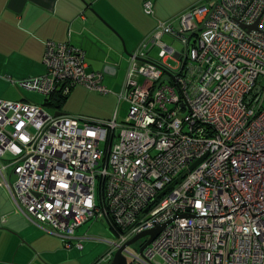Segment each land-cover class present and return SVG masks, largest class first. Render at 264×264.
<instances>
[{
  "label": "built area",
  "instance_id": "built-area-1",
  "mask_svg": "<svg viewBox=\"0 0 264 264\" xmlns=\"http://www.w3.org/2000/svg\"><path fill=\"white\" fill-rule=\"evenodd\" d=\"M143 7L155 16L153 0ZM86 57L48 39L45 72L11 81L47 99L79 85L114 92L127 114L0 98V187L14 209L68 248L84 247L87 222L109 224L117 239L100 263L173 219L144 250L149 234L128 244L127 264H264V0H199L158 18L117 92Z\"/></svg>",
  "mask_w": 264,
  "mask_h": 264
},
{
  "label": "crops",
  "instance_id": "crops-1",
  "mask_svg": "<svg viewBox=\"0 0 264 264\" xmlns=\"http://www.w3.org/2000/svg\"><path fill=\"white\" fill-rule=\"evenodd\" d=\"M153 1L155 16L144 11V0H0V98L44 105V95L11 79L45 72L48 39L85 49L87 70L105 72L108 88L120 90L132 52L157 19L175 17L199 0ZM84 248H68L51 228L25 220L0 187V264H91L80 256Z\"/></svg>",
  "mask_w": 264,
  "mask_h": 264
},
{
  "label": "rangeland",
  "instance_id": "rangeland-1",
  "mask_svg": "<svg viewBox=\"0 0 264 264\" xmlns=\"http://www.w3.org/2000/svg\"><path fill=\"white\" fill-rule=\"evenodd\" d=\"M165 40L169 43H173L178 48L182 47L180 41L166 36ZM158 49H154L153 55L157 57ZM168 63L174 64L175 62L172 59L167 60ZM126 65V61L124 62ZM125 65V67H126ZM123 67L120 69V74L123 73ZM120 75V76H121ZM119 76V77H120ZM113 88V87H110ZM119 88V85H116V89ZM114 90V91H117ZM39 101L43 99L42 95L35 94ZM34 99V98H32ZM112 99V100H111ZM38 101V102H39ZM119 101L117 95L113 93L102 94L99 92L91 91L84 86H76L75 90L70 94V97L66 104L62 105L64 112L73 114L75 116L81 117H90V118H101V119H111L114 116V112L119 110V118L122 119L126 116L128 110V104L122 103L118 107ZM57 103L46 100L44 103L45 108L49 112H55L59 109ZM111 113V114H110ZM81 229V230H80ZM81 236L88 235V239L84 241L85 248L80 251V256H82L84 262L91 264H110L111 262H99L101 257L108 252L112 247L110 241L117 239L116 233L110 229L109 224L103 222H87L78 229ZM144 238L139 239L132 244H130V250L136 251L139 250L141 242Z\"/></svg>",
  "mask_w": 264,
  "mask_h": 264
},
{
  "label": "water",
  "instance_id": "water-1",
  "mask_svg": "<svg viewBox=\"0 0 264 264\" xmlns=\"http://www.w3.org/2000/svg\"><path fill=\"white\" fill-rule=\"evenodd\" d=\"M108 66H110V65H108ZM106 70V69H105ZM165 78H168V77H164V79ZM63 111H56L55 113L56 114H59V113H62ZM202 159H199L198 161H196L194 164H192L191 165V167H190V169H192V168H194V166L196 165V164H198L200 161H201ZM167 189L168 188H166L161 194H163V193H165L166 191H167ZM171 220H173V219H171ZM170 220V221H171ZM170 221H168L167 223H164V224H161V225H159L158 227H155V228H153V229H151V230H147V231H144V232H142V233H140V234H138L137 236H135V237H133L131 240H129L125 245H123L121 248H119L117 251H116V253H115V255H114V257H113V259H112V261H111V263L110 264H127V261H126V257H125V255H124V253H123V249L128 245V244H131V243H133V242H135L136 240H138L140 237H142V236H145V235H147V234H149L150 235V238L144 243V245L141 247V251L142 250H144V248L153 240V238H155L156 237V235L166 226V224H168Z\"/></svg>",
  "mask_w": 264,
  "mask_h": 264
},
{
  "label": "trees",
  "instance_id": "trees-1",
  "mask_svg": "<svg viewBox=\"0 0 264 264\" xmlns=\"http://www.w3.org/2000/svg\"><path fill=\"white\" fill-rule=\"evenodd\" d=\"M68 96L69 94H63L58 90L50 98H48V100L52 101L53 103H57V107L62 108V105L66 102Z\"/></svg>",
  "mask_w": 264,
  "mask_h": 264
}]
</instances>
